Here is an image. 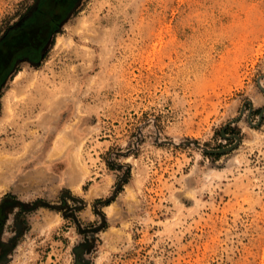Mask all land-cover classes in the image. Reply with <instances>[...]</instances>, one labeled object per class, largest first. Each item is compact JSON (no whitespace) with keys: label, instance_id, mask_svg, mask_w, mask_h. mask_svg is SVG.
<instances>
[{"label":"rangeland","instance_id":"obj_1","mask_svg":"<svg viewBox=\"0 0 264 264\" xmlns=\"http://www.w3.org/2000/svg\"><path fill=\"white\" fill-rule=\"evenodd\" d=\"M0 264H264V0H0Z\"/></svg>","mask_w":264,"mask_h":264},{"label":"trees","instance_id":"obj_2","mask_svg":"<svg viewBox=\"0 0 264 264\" xmlns=\"http://www.w3.org/2000/svg\"><path fill=\"white\" fill-rule=\"evenodd\" d=\"M110 167H112V166H110ZM123 176L126 177L125 179H123V182L126 183L127 180L131 177V171L128 170V171L124 172Z\"/></svg>","mask_w":264,"mask_h":264}]
</instances>
